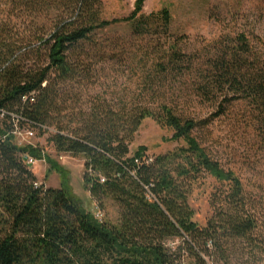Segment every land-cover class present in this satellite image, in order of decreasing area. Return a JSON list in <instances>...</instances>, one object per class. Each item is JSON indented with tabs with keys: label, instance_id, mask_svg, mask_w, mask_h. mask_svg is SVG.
<instances>
[{
	"label": "trees",
	"instance_id": "1",
	"mask_svg": "<svg viewBox=\"0 0 264 264\" xmlns=\"http://www.w3.org/2000/svg\"><path fill=\"white\" fill-rule=\"evenodd\" d=\"M145 2L136 0L128 18L106 21L101 0H13L17 13L10 17L45 16L44 22L20 31L0 21V264H184L179 253L193 264H207L203 255L213 254L217 263L264 264V208L196 135L224 115L226 103L244 102L264 152V61L244 34L206 61L189 55L170 33V11L145 15ZM121 22L145 44L135 53L144 100L97 94L82 102L100 73L94 68L109 57L97 31ZM178 83L218 112L204 120L187 115L191 101L176 92ZM147 119L185 145L155 158L144 146L133 153ZM18 128L33 135L53 128L49 141L57 152L85 159L86 190L101 211L108 200L117 205L118 224L97 219L66 187L40 185L25 157L46 154L19 146ZM203 175L223 185L205 226L189 204ZM171 239L182 241L178 251L167 247Z\"/></svg>",
	"mask_w": 264,
	"mask_h": 264
},
{
	"label": "rangeland",
	"instance_id": "2",
	"mask_svg": "<svg viewBox=\"0 0 264 264\" xmlns=\"http://www.w3.org/2000/svg\"><path fill=\"white\" fill-rule=\"evenodd\" d=\"M12 1L0 0V21L9 19L20 31L31 23L44 22L45 16L10 17L12 11L13 15L17 13ZM101 3L102 19L113 21L128 18L135 8L136 0H101ZM163 9L170 11V33L183 39L187 54L206 61L224 49L229 39L244 34L264 61V0H146L143 13L150 15ZM95 38L103 45L101 49L109 57L94 68L100 73L94 77L92 84L89 83L83 89L82 102L92 101L97 94L114 101L122 99L129 103L143 102V97L139 96L142 86L138 57L141 54L138 57L135 54L145 45L143 40L133 36L131 24L127 22L99 30ZM174 89L180 96L191 101L185 107L187 115L204 120L218 112L208 104H201L194 95L191 96L188 85L178 83ZM249 115L246 103H226L224 115L214 118L204 131H199L196 135L226 170H232L240 177L245 190L264 208V152L251 127ZM53 130L52 128L45 134L35 131L33 137L29 135L30 129L18 128L16 131V143L19 146H39L46 154L45 158L36 160L37 163L30 166L39 184L54 189L66 187L86 211L103 222L117 225V205L108 200L104 210L97 208L84 184L85 159L57 152L49 141ZM172 137L173 132L162 128L153 119H147L137 132L131 151L134 153L144 146L148 150V157L155 158L185 145L182 141L171 140ZM47 156L52 162L47 160ZM222 188L221 183L207 175L201 176L193 185L189 204L194 211V221L199 225L205 226L213 217L212 198ZM263 215L264 213L260 214V224L264 236ZM166 244L171 251H178L182 241L171 239ZM237 250L240 254L238 247ZM179 255L183 256L184 264H193L185 254ZM203 258L207 264H223L217 263L215 254L210 258L203 255ZM238 259L240 260V255L235 256V261Z\"/></svg>",
	"mask_w": 264,
	"mask_h": 264
},
{
	"label": "built area",
	"instance_id": "3",
	"mask_svg": "<svg viewBox=\"0 0 264 264\" xmlns=\"http://www.w3.org/2000/svg\"><path fill=\"white\" fill-rule=\"evenodd\" d=\"M29 135H30L31 137L34 136L33 133H30V132H29ZM25 160L27 161V164H29L30 166H31V165H35V164L37 163L36 160H34L32 157H29V156H26V157H25Z\"/></svg>",
	"mask_w": 264,
	"mask_h": 264
}]
</instances>
